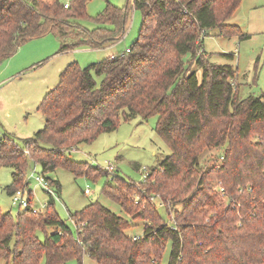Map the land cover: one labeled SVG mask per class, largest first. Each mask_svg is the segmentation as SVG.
<instances>
[{"label":"trees","instance_id":"trees-1","mask_svg":"<svg viewBox=\"0 0 264 264\" xmlns=\"http://www.w3.org/2000/svg\"><path fill=\"white\" fill-rule=\"evenodd\" d=\"M88 1L70 0L66 7L61 0H0V64L25 42L49 33L62 40L61 51L121 39L130 6L107 2L91 18L96 26L88 28L80 22L89 19ZM241 2L134 0L143 18L137 39L87 67L70 62L40 102L45 125L33 136L18 141L15 134L0 135V167L13 170L7 187L12 194L28 185L31 161L43 174L59 167L77 176L108 172L72 159L70 150L117 130L121 118L158 116L156 131L171 153L150 168L143 187L119 175L104 187L144 222L143 235H130L131 220L99 201L70 212L74 232L52 197L45 211L35 212L30 201L17 218L0 207V259L40 264L46 257L47 264H65L76 258L83 264L87 255L98 264H163L170 243L167 264H264V94L240 98L235 67L212 62L204 49L210 31L249 37L228 23ZM210 148L223 151L202 163ZM46 177L61 192L60 181ZM143 189L164 200L170 223ZM137 191L147 201L142 208L133 198Z\"/></svg>","mask_w":264,"mask_h":264},{"label":"rangeland","instance_id":"rangeland-1","mask_svg":"<svg viewBox=\"0 0 264 264\" xmlns=\"http://www.w3.org/2000/svg\"><path fill=\"white\" fill-rule=\"evenodd\" d=\"M107 2L119 7L130 6L127 28L121 39L102 48L82 46L61 51L62 40L56 34L49 33L25 42L14 55L0 64V135L13 133L18 141L33 136L45 125L44 116L38 109L40 102L45 94L58 84L60 74L70 62L78 61L81 66L87 67L103 60L109 54L124 52L137 39L143 18L141 10L134 8V0H89L86 4L89 19H82L80 22L85 27H95L96 23L91 18L103 12ZM228 23L237 24L240 31L248 34L249 37L241 39L240 33L232 37H223L217 35L216 30L210 31V35H207L204 41L206 54L214 63L232 64L235 67L234 83L239 85L240 98L263 95L264 0H242ZM225 54H233V56ZM189 58L190 55H187L186 59ZM197 70L199 79L202 80L203 71L199 67ZM100 80L101 77H98V83ZM157 121L158 116L145 119L138 115L130 121L121 118L117 130L103 133L94 142L81 143L70 150L69 155L72 159L88 162L108 172L97 176L86 174L77 176L59 167L45 174L60 181L61 192H58V197L54 196L55 208L71 225L74 232L76 228L70 219V212L99 201L117 215L131 220V227L127 230L130 235H143L144 222L127 214L118 202L104 193V187L109 181H113L115 175L133 181L138 186L141 185L139 183L146 180L150 168L158 166L171 153L169 146L156 131ZM255 137L253 134L252 139ZM222 151L223 148L206 149L200 157L201 162L212 163L211 159H217ZM110 165L112 169H109ZM34 166L35 163L31 161L26 175L28 185L22 186L26 188V194L28 191L31 192L30 196L26 197H30L32 207L45 211L53 195L32 177ZM36 166L37 171L41 172L40 167ZM12 171L11 167H0V207L3 211H11L13 217L17 218L19 212L25 208L14 204L12 195L7 191V187L13 181ZM213 186L217 189L219 182L214 181ZM87 188L91 190L90 193L86 192ZM141 191L149 200H154L162 217L170 223L164 200L157 196L151 198L146 189ZM141 196L143 195L138 191L133 194L134 201L142 208L147 201L143 198L141 201ZM177 207L181 209V205ZM46 229L49 233L53 230L51 227ZM38 235L41 240L44 239L43 231H39ZM170 251L169 243L163 255V264H167ZM82 262L98 264L87 255H84ZM0 264H8V261L1 258ZM40 264H47V258L43 257ZM65 264H79V262L76 258H72Z\"/></svg>","mask_w":264,"mask_h":264},{"label":"built area","instance_id":"built-area-1","mask_svg":"<svg viewBox=\"0 0 264 264\" xmlns=\"http://www.w3.org/2000/svg\"><path fill=\"white\" fill-rule=\"evenodd\" d=\"M66 7H69V1H66L65 3ZM130 50V49H129ZM128 50V51H129ZM37 164H35L33 172H32V177H34V179L39 182L41 185H43L51 195H53V197H58V190L57 187L53 184H51V182L49 181V179L46 177L45 174H43L42 172L37 171ZM109 169H112V166H109ZM51 184V185H50ZM221 190H224V188H221ZM87 193H90L91 190L89 188L86 189ZM26 188L22 187V188H18L16 191H14L11 195H12V199H13V203L14 204H19L20 207L23 208H28L30 207V200L29 197L27 198L26 196H30V191H28V194H26ZM54 197V198H55ZM35 212L39 211V209L33 208Z\"/></svg>","mask_w":264,"mask_h":264},{"label":"crops","instance_id":"crops-1","mask_svg":"<svg viewBox=\"0 0 264 264\" xmlns=\"http://www.w3.org/2000/svg\"><path fill=\"white\" fill-rule=\"evenodd\" d=\"M102 48V47H101ZM115 53H113V54H109V56H113ZM13 134V133H12Z\"/></svg>","mask_w":264,"mask_h":264}]
</instances>
